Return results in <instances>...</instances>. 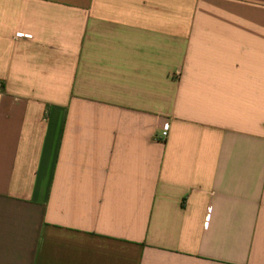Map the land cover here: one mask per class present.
Returning a JSON list of instances; mask_svg holds the SVG:
<instances>
[{"label":"crops","instance_id":"crops-1","mask_svg":"<svg viewBox=\"0 0 264 264\" xmlns=\"http://www.w3.org/2000/svg\"><path fill=\"white\" fill-rule=\"evenodd\" d=\"M0 264H264V0H0Z\"/></svg>","mask_w":264,"mask_h":264},{"label":"built area","instance_id":"built-area-1","mask_svg":"<svg viewBox=\"0 0 264 264\" xmlns=\"http://www.w3.org/2000/svg\"><path fill=\"white\" fill-rule=\"evenodd\" d=\"M167 137V132H163L162 138L165 139Z\"/></svg>","mask_w":264,"mask_h":264}]
</instances>
